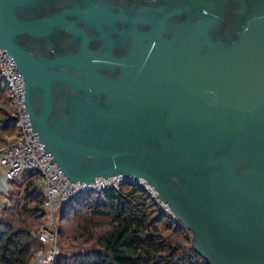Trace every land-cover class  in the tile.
<instances>
[{"label": "water", "instance_id": "1", "mask_svg": "<svg viewBox=\"0 0 264 264\" xmlns=\"http://www.w3.org/2000/svg\"><path fill=\"white\" fill-rule=\"evenodd\" d=\"M0 47L69 181L143 180L209 264H264V0H0Z\"/></svg>", "mask_w": 264, "mask_h": 264}, {"label": "trees", "instance_id": "2", "mask_svg": "<svg viewBox=\"0 0 264 264\" xmlns=\"http://www.w3.org/2000/svg\"><path fill=\"white\" fill-rule=\"evenodd\" d=\"M0 91L8 96L11 110L0 108V132L16 126L14 107L1 77ZM1 146V145H0ZM38 173L24 170L9 182L4 215L0 218V264H31L44 244L31 237L36 220L45 216L43 192L36 188ZM15 183L22 191L13 198ZM81 210L74 239L95 245L70 255L57 253L53 264H209L191 245V233L139 183L125 181L118 187L88 191L62 205V212ZM30 205V206H29ZM87 205V206H85ZM85 207V208H84ZM84 208V209H83ZM105 218L107 228L97 233L92 219ZM46 246V245H45Z\"/></svg>", "mask_w": 264, "mask_h": 264}, {"label": "built area", "instance_id": "3", "mask_svg": "<svg viewBox=\"0 0 264 264\" xmlns=\"http://www.w3.org/2000/svg\"><path fill=\"white\" fill-rule=\"evenodd\" d=\"M0 77L9 90L17 127V134L14 137H9L0 146V196L8 194L9 182L18 177L24 170H35L38 173L35 186L43 192L42 207L48 210H56L58 206L63 205L73 195L84 190L101 191L106 188H116L127 181L121 174L108 177L98 176L91 183L69 181L63 171L53 162L51 153L44 150V144L32 129L25 104L23 76L13 57L1 47ZM137 183L158 200L156 192L147 183L143 180H139ZM163 207L169 211L167 207ZM34 235L40 242L51 246L55 244L57 239L56 234L45 226L37 230ZM54 250L46 249L44 253L38 255L35 264H44L48 258L53 257Z\"/></svg>", "mask_w": 264, "mask_h": 264}, {"label": "rangeland", "instance_id": "4", "mask_svg": "<svg viewBox=\"0 0 264 264\" xmlns=\"http://www.w3.org/2000/svg\"><path fill=\"white\" fill-rule=\"evenodd\" d=\"M0 84L2 85L1 81H0ZM9 103H10V100H9L8 96L5 94L4 91L1 90L0 91V108L5 110V111L11 110ZM2 115H3V113H1V111H0V116H2ZM0 124H1V122H0ZM16 134H17V127L14 126V124L12 126H8L5 129V131L3 130L2 132H0V145H3L9 137H14ZM20 184H22V183H15L14 184V187L17 189V191H14L13 198L12 199L9 198V202L14 203L16 197L19 198L20 201H24V199L20 196L22 193V191L20 190ZM6 199H7V195L0 196V218L3 217V215H4L2 210L6 207L5 206L6 201L8 203V200H6ZM70 206L71 207H70L69 211L67 209V211H65V212H62L63 211L62 205L60 207L58 206L56 210H54V209L48 210L47 208H42L46 215L42 216L41 218L35 219L36 224L34 227H37V230H39L43 226L48 227L52 231V233L56 234L57 239H56L55 244L52 246L45 243L44 244L45 249L44 250L42 249L34 257L31 264H35L38 255L44 253L46 249H55L53 251V257L48 258V260H46V262L44 263V264H53L54 257L57 253L62 252V253L70 255L74 252H78L79 250H81V248H86V247L90 248V247L95 246L92 243H83L82 242L83 239L82 240H75L74 239V234H75L74 231L76 228V224H77V222H79L77 220V217H78V215L81 214V213H79L81 210H78L77 212L75 210L71 211L72 206H74L75 208L79 207L78 203L71 204ZM85 206H87V205H85ZM92 220H93L94 224H97V226H95V230L97 231V233L102 231V230H105L108 226L107 220L105 218H102V219H99V218L94 219L93 218ZM37 230L32 228L31 231L33 233L32 232H30V233H31V237L33 239H35L36 241H39L34 235Z\"/></svg>", "mask_w": 264, "mask_h": 264}, {"label": "bare ground", "instance_id": "5", "mask_svg": "<svg viewBox=\"0 0 264 264\" xmlns=\"http://www.w3.org/2000/svg\"><path fill=\"white\" fill-rule=\"evenodd\" d=\"M93 189H87V190H84V191H82V192H80V193H78V194H75V195H73L72 197H74V196H76V195H79V194H82V193H85V192H88V191H92ZM71 197V198H72ZM70 198V199H71ZM70 199L69 200H67V201H70Z\"/></svg>", "mask_w": 264, "mask_h": 264}, {"label": "flooded vegetation", "instance_id": "6", "mask_svg": "<svg viewBox=\"0 0 264 264\" xmlns=\"http://www.w3.org/2000/svg\"><path fill=\"white\" fill-rule=\"evenodd\" d=\"M118 4L120 5V2Z\"/></svg>", "mask_w": 264, "mask_h": 264}]
</instances>
